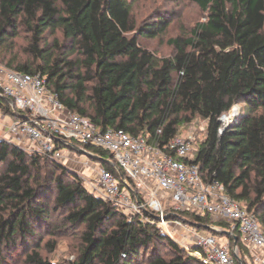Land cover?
Wrapping results in <instances>:
<instances>
[{
	"label": "trees",
	"instance_id": "trees-1",
	"mask_svg": "<svg viewBox=\"0 0 264 264\" xmlns=\"http://www.w3.org/2000/svg\"><path fill=\"white\" fill-rule=\"evenodd\" d=\"M195 2L206 20L189 35L170 39L173 55L160 57L140 40L162 36L170 23L160 16L138 26L129 0H0V50L25 28L30 35L25 55L31 57H3L2 62L18 73L45 77L50 92L100 132L124 130L163 147L180 136L182 126L206 121V137L193 162L207 182L219 181L229 196L243 202L264 231V0ZM47 32H60L73 48L58 40L48 47ZM238 104L244 112L225 128L220 119ZM0 105L16 118L2 98ZM90 151L111 159L105 151ZM105 165L121 178L123 173ZM0 166V261L60 216L49 235L67 229L81 233V247L70 264L144 259L146 264H203L165 235L153 216L129 219L61 163L0 138ZM185 214L200 231L213 225L209 215ZM235 234L244 259H250ZM57 245L47 244L51 252ZM25 262L54 264L36 250Z\"/></svg>",
	"mask_w": 264,
	"mask_h": 264
},
{
	"label": "built area",
	"instance_id": "built-area-1",
	"mask_svg": "<svg viewBox=\"0 0 264 264\" xmlns=\"http://www.w3.org/2000/svg\"><path fill=\"white\" fill-rule=\"evenodd\" d=\"M0 98L17 114L7 134L29 139L32 153L73 170L69 163L79 160L75 152L96 156L90 149L107 152L111 156L107 164L123 175L117 177L105 162L98 161L99 167L93 166L95 181L89 182L90 192L125 213H143L145 221L153 216L164 234L169 235L174 226L177 231L187 228L194 240L193 246L185 248L190 256L203 264H243L237 232L251 264H264V231L257 216L229 196L222 183L204 179L200 166L193 162L194 136H177L161 147L124 130L100 132L89 118L70 112L50 92L45 77L18 73L1 64ZM0 114L8 115L1 105ZM185 213L209 215L213 223L209 228L218 233L201 234L197 224L180 218ZM222 223L229 228H222ZM231 238L235 239L233 246Z\"/></svg>",
	"mask_w": 264,
	"mask_h": 264
},
{
	"label": "rangeland",
	"instance_id": "rangeland-1",
	"mask_svg": "<svg viewBox=\"0 0 264 264\" xmlns=\"http://www.w3.org/2000/svg\"><path fill=\"white\" fill-rule=\"evenodd\" d=\"M133 4V17L137 21L138 26L143 24L144 22L152 23L155 22L156 19L160 16H164L166 20L170 23L169 28L162 36L155 39H146L142 38L141 45L145 48L149 49L152 52H155L160 57H169L173 55L174 48L170 45L169 40L178 36H186L190 34L191 29L196 25V23L206 20L207 14L203 12L195 0H129ZM30 35L26 31L25 28H21L18 32L17 36H11L7 42L1 47L0 50V64H5L2 62L3 57L8 59L19 56L21 59L29 60L31 57L29 55H25V49L28 46ZM55 40L60 41L59 43L66 44L68 50L73 48L72 44L69 42H64L62 35L60 32L55 34H51L49 32L45 35V42L48 47H52L54 45ZM45 43H43V46ZM4 66V65H3ZM243 104H238L233 106V108L224 114L223 116H230L233 110H237V114L235 116H231V119L228 122H223L224 126L230 125L232 123L237 122L240 118L239 116L244 112ZM3 109V108H2ZM4 112V111H3ZM222 116V117H223ZM11 115H6V117H2L0 114V138L4 139V126H11ZM9 127L6 132H8ZM207 122L201 119H195L192 124L184 125L180 128V136L188 137L190 135L195 137L196 144H200L204 141L207 133ZM6 140V139H5ZM8 141V140H7ZM13 142L19 147H21L26 152L32 153V143L29 139L20 137L18 141H9ZM76 158L79 160L72 164L74 168V172L79 176V178L83 181L85 187L89 190V182L91 180L95 181V170L93 166L96 168L99 167L100 162L98 160H94L87 156L86 154L75 152ZM1 167V166H0ZM90 191V190H89ZM122 211V210H121ZM122 213L128 217L132 218H140L145 221L143 213H130L123 212ZM134 215V216H133ZM180 218H182L185 222H192L193 218L186 214H179ZM62 218L60 216H55L49 224L43 226V232L39 233V235L31 240L26 245H21L17 251H12L8 255H5L0 261V264H27L25 262V258L32 251H38L44 258L49 260L54 264H70L76 260L77 253L79 248L81 247V233L77 230L67 229L66 231L57 232L55 235L48 234V232L53 229V226H56L58 222H60ZM222 227V226H221ZM158 228L159 225H158ZM223 228V227H222ZM187 229V228H186ZM185 228L180 230H176L175 226L169 229V238L175 241L179 245V247L183 250L189 246H193V235L192 232L187 231ZM201 234L206 233H214V232H203L199 231ZM216 234V233H215ZM222 237V236H221ZM56 241L58 243L55 251L51 252L48 248V242ZM221 241L226 243L225 238H221ZM240 249V248H239ZM192 250V249H191ZM159 251L162 255L168 256L169 250L167 248H159ZM185 252H187L185 250ZM188 253V252H187ZM240 255L242 256V261L247 263H251L248 258L244 259V252L240 249ZM145 260V259H144ZM141 260L138 264H146V261ZM195 264V263H194Z\"/></svg>",
	"mask_w": 264,
	"mask_h": 264
},
{
	"label": "water",
	"instance_id": "water-1",
	"mask_svg": "<svg viewBox=\"0 0 264 264\" xmlns=\"http://www.w3.org/2000/svg\"><path fill=\"white\" fill-rule=\"evenodd\" d=\"M224 117L225 116H223L221 119H220V122H224ZM228 127V125L227 126H225V128H227ZM222 132H223V130H222ZM67 146L68 147H70V148H72V149H76V148H73V146L72 145H70V144H67ZM82 153H84V154H86L85 152H82ZM87 156H89L90 158H92V159H94V160H98V161H102V162H105V163H109L110 161L109 160H107V159H103V158H101V157H99V156H96V155H93V154H90V153H87L86 154ZM208 230L209 231H212V228H208ZM212 232H214V233H218V232H216V231H212ZM238 239H236V241H237Z\"/></svg>",
	"mask_w": 264,
	"mask_h": 264
},
{
	"label": "crops",
	"instance_id": "crops-1",
	"mask_svg": "<svg viewBox=\"0 0 264 264\" xmlns=\"http://www.w3.org/2000/svg\"><path fill=\"white\" fill-rule=\"evenodd\" d=\"M6 117V116H5ZM13 120H14V118L13 117H11V122H13ZM9 126H4L3 128H6L5 130H7V128H8ZM5 130L3 131L4 132V137H2V138H4V139H6V140H8V141H18L19 140V138L18 137H16V138H11L7 133L8 132H6V134H5ZM72 164H74L73 162H70L69 163V165L71 166Z\"/></svg>",
	"mask_w": 264,
	"mask_h": 264
},
{
	"label": "bare ground",
	"instance_id": "bare-ground-1",
	"mask_svg": "<svg viewBox=\"0 0 264 264\" xmlns=\"http://www.w3.org/2000/svg\"><path fill=\"white\" fill-rule=\"evenodd\" d=\"M237 114V110H233L230 116H225L224 121L228 122L231 119V116H235Z\"/></svg>",
	"mask_w": 264,
	"mask_h": 264
},
{
	"label": "clouds",
	"instance_id": "clouds-1",
	"mask_svg": "<svg viewBox=\"0 0 264 264\" xmlns=\"http://www.w3.org/2000/svg\"><path fill=\"white\" fill-rule=\"evenodd\" d=\"M225 126H227V125L225 124Z\"/></svg>",
	"mask_w": 264,
	"mask_h": 264
}]
</instances>
